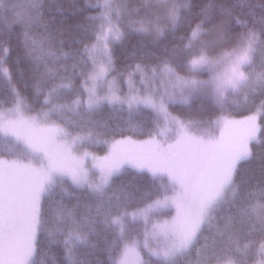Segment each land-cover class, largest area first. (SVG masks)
Listing matches in <instances>:
<instances>
[{
  "label": "snow or ice",
  "instance_id": "snow-or-ice-1",
  "mask_svg": "<svg viewBox=\"0 0 264 264\" xmlns=\"http://www.w3.org/2000/svg\"><path fill=\"white\" fill-rule=\"evenodd\" d=\"M66 2L0 0V264H264V0Z\"/></svg>",
  "mask_w": 264,
  "mask_h": 264
},
{
  "label": "trees",
  "instance_id": "trees-1",
  "mask_svg": "<svg viewBox=\"0 0 264 264\" xmlns=\"http://www.w3.org/2000/svg\"><path fill=\"white\" fill-rule=\"evenodd\" d=\"M79 3H80V6L81 7H84V4H85V0H79ZM65 5L67 6V2H66V0H65ZM121 51H123V49L121 48V47H118L117 48V56L119 57L120 56V53H121ZM15 56H16V53H15V51L12 53V59L13 60H15ZM123 58L121 57L120 58V60H119V62H118V64H117V66L118 67H122L123 66ZM239 111V110H238ZM111 115V113H110V111H108V110H106L104 113H103V117L105 118V119H107V118H109V116ZM125 116H126V114H124ZM246 115H248V113L247 112H244V111H240V114L239 115H236L234 118H237V119H242L244 116H246ZM111 122V121H110ZM216 135H219V132L217 131L216 132ZM145 137H134V139H144ZM102 153H104V151H100V150H97V154H102ZM129 175L126 177V179H131L132 178V176H131V174H134V173H136V169H134V168H129ZM130 210H132V209H130ZM56 254L59 256L61 253H60V251L59 250H56Z\"/></svg>",
  "mask_w": 264,
  "mask_h": 264
},
{
  "label": "rangeland",
  "instance_id": "rangeland-1",
  "mask_svg": "<svg viewBox=\"0 0 264 264\" xmlns=\"http://www.w3.org/2000/svg\"><path fill=\"white\" fill-rule=\"evenodd\" d=\"M124 90L126 91L127 90V85L125 84L124 85ZM235 119H237V118H235ZM97 154V153H96ZM105 153H102V154H97V155H104Z\"/></svg>",
  "mask_w": 264,
  "mask_h": 264
}]
</instances>
